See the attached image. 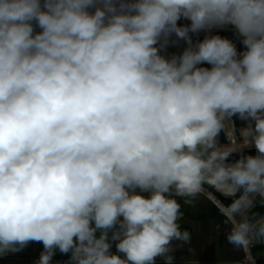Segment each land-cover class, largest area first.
<instances>
[{"label":"clouds","instance_id":"1","mask_svg":"<svg viewBox=\"0 0 264 264\" xmlns=\"http://www.w3.org/2000/svg\"><path fill=\"white\" fill-rule=\"evenodd\" d=\"M226 26L244 52L216 35L159 54L162 36ZM234 116L254 121L239 136L256 154L229 162L218 137ZM209 178L239 194L219 205L228 243L264 242L251 215L264 201V0H0V254L36 241L38 264L57 248L72 264H173L172 242L191 239L177 197Z\"/></svg>","mask_w":264,"mask_h":264},{"label":"rangeland","instance_id":"2","mask_svg":"<svg viewBox=\"0 0 264 264\" xmlns=\"http://www.w3.org/2000/svg\"><path fill=\"white\" fill-rule=\"evenodd\" d=\"M140 194L145 197L150 195L148 192ZM206 194L219 205H226L212 192L207 191ZM206 194L200 192L193 197H177L182 213L178 223L181 230H187L191 234V239L186 244L179 241L172 242L173 264H248L243 251L228 243L226 237L230 225L225 222V219L222 223L216 217L207 220L192 217L200 211L216 207ZM253 254L259 257L261 252L255 251ZM40 256L41 252L28 254L25 251L21 253L9 251L0 254V264H38ZM51 264H72L71 256L53 255ZM155 264H166V260L163 257H157Z\"/></svg>","mask_w":264,"mask_h":264},{"label":"built area","instance_id":"3","mask_svg":"<svg viewBox=\"0 0 264 264\" xmlns=\"http://www.w3.org/2000/svg\"><path fill=\"white\" fill-rule=\"evenodd\" d=\"M118 2H119V0H117V3ZM178 25L181 27H185V26L190 25V21H188L187 19L181 18L178 21ZM37 31H39V29H37ZM216 35L232 41L235 44L238 53H242L246 50L245 46L241 42L242 38L236 33V31L231 26H226L224 28H213L210 30H202V31L197 32V33L189 32V37H190L191 43H189L188 39L178 37L173 32L166 37L162 36L158 40L157 47L159 49V54L161 56L165 57L166 59H171L174 56L179 57L180 55L183 54V52L187 48L195 47L199 42L203 41L205 38L211 37V36H216ZM199 66L207 68V63L199 65ZM209 68H211V65H209ZM236 117H237V123L235 120ZM231 125L227 126L224 129V131H222V133H220V135L218 137L219 146L221 148H224V149H230L232 151V153L244 151L243 155L247 154V153H249L250 155H255L256 150H255L254 146L248 147L239 136L240 130L242 128L248 127L249 125L254 126V121H252L251 119L242 120L239 118V116H234L231 120ZM236 160L237 159H229V162H235ZM208 182L209 183H207V182L204 183V185H203L204 190L202 192L206 194L207 191H210L213 194H215L221 200L222 203L226 204L213 190H211V187H214L215 189H217L216 186L211 182V178L208 179ZM219 192H221V191H219ZM221 194H223L224 196H234L235 195V194L234 195H227L223 192H221ZM238 195L233 200L237 199ZM208 197L212 200V202L216 205V207L219 208V204L215 200H213V198H211L210 196H208ZM233 200L229 204H226V205H230L233 202ZM259 216H264V212L258 213L254 217H259ZM259 243L260 242L254 243L250 247V249L247 253H245L242 250L243 254L245 256L246 262L248 264H264V260L260 261V259H264V248L259 249L261 252V255L259 257H256L253 254V252H255L253 247ZM259 250H256V251H259Z\"/></svg>","mask_w":264,"mask_h":264},{"label":"water","instance_id":"4","mask_svg":"<svg viewBox=\"0 0 264 264\" xmlns=\"http://www.w3.org/2000/svg\"><path fill=\"white\" fill-rule=\"evenodd\" d=\"M207 68H209V64H207ZM236 123H237V117H236ZM222 133V132H221ZM244 151H240L237 153H232L231 157L229 159H239L243 155ZM211 190H213L226 204H229L235 197H237L238 194H235L234 196H224L214 187H211ZM264 212V201H258L256 207L252 210L251 215L255 216L258 213ZM264 248V242H260L259 244L255 245L253 249L259 250ZM264 259H260V261H263Z\"/></svg>","mask_w":264,"mask_h":264},{"label":"crops","instance_id":"5","mask_svg":"<svg viewBox=\"0 0 264 264\" xmlns=\"http://www.w3.org/2000/svg\"><path fill=\"white\" fill-rule=\"evenodd\" d=\"M137 192H138V189H137ZM97 236L100 235L99 231L96 233ZM109 241L111 243V249L110 251L113 253V254H117V255H120L121 257H123V254L122 253H119L117 248H116V243L118 241H114V240H111V232L109 233ZM25 251V253H30V252H44L45 249H44V246H43V243L42 242H36V241H33V242H29L25 247H23L22 249H20L19 251H16L18 253H21ZM53 255H64V256H71V252L65 254V253H61L59 251V249H55L54 251V254Z\"/></svg>","mask_w":264,"mask_h":264},{"label":"trees","instance_id":"6","mask_svg":"<svg viewBox=\"0 0 264 264\" xmlns=\"http://www.w3.org/2000/svg\"><path fill=\"white\" fill-rule=\"evenodd\" d=\"M192 217L197 218V219H203V220H207L208 218H211V217H216L222 223L224 222V219H225V217L221 214L218 207H214L210 210L200 211L197 214L193 215Z\"/></svg>","mask_w":264,"mask_h":264}]
</instances>
